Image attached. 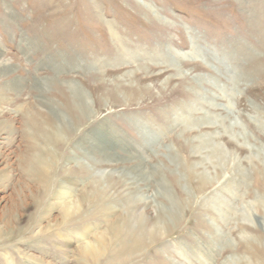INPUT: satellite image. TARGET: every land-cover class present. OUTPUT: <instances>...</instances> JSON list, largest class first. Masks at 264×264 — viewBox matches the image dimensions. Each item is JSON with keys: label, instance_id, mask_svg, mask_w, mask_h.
Wrapping results in <instances>:
<instances>
[{"label": "rangeland", "instance_id": "1", "mask_svg": "<svg viewBox=\"0 0 264 264\" xmlns=\"http://www.w3.org/2000/svg\"><path fill=\"white\" fill-rule=\"evenodd\" d=\"M0 264H264V0H0Z\"/></svg>", "mask_w": 264, "mask_h": 264}, {"label": "bare ground", "instance_id": "2", "mask_svg": "<svg viewBox=\"0 0 264 264\" xmlns=\"http://www.w3.org/2000/svg\"><path fill=\"white\" fill-rule=\"evenodd\" d=\"M39 159V158H38ZM44 160L42 159L41 163L43 162ZM38 164V163H37ZM134 228H131L130 231L133 232ZM126 242V241H125ZM133 244V243H132ZM137 244V243H136ZM135 245V244H134Z\"/></svg>", "mask_w": 264, "mask_h": 264}]
</instances>
